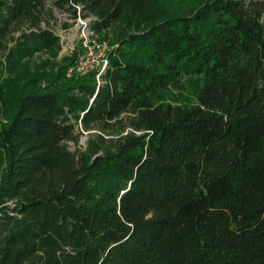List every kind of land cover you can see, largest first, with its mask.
I'll return each instance as SVG.
<instances>
[{
    "label": "trees",
    "instance_id": "1",
    "mask_svg": "<svg viewBox=\"0 0 264 264\" xmlns=\"http://www.w3.org/2000/svg\"><path fill=\"white\" fill-rule=\"evenodd\" d=\"M0 264H264V0H0Z\"/></svg>",
    "mask_w": 264,
    "mask_h": 264
},
{
    "label": "built area",
    "instance_id": "2",
    "mask_svg": "<svg viewBox=\"0 0 264 264\" xmlns=\"http://www.w3.org/2000/svg\"><path fill=\"white\" fill-rule=\"evenodd\" d=\"M77 21L82 26L80 35L82 53L75 64L70 67L68 75L74 73L83 75L98 70V76H100L109 65L108 41L98 37L96 31L89 26V19H83L79 16Z\"/></svg>",
    "mask_w": 264,
    "mask_h": 264
},
{
    "label": "rangeland",
    "instance_id": "3",
    "mask_svg": "<svg viewBox=\"0 0 264 264\" xmlns=\"http://www.w3.org/2000/svg\"><path fill=\"white\" fill-rule=\"evenodd\" d=\"M70 22H72V20H70ZM81 31H82V26L79 21L72 22L71 27L68 29H61V28L57 29L58 34L62 38V47H63L60 53V56H59L60 59L64 57L71 58L76 51L79 52V56L81 55L82 53V46L80 42ZM98 37L102 39L100 35H98ZM107 41L109 44L108 53H110V51L112 50V45L109 42V40ZM188 91H189L188 87L181 89V90L175 89L173 94H167L165 96L166 97L165 101L178 100L179 102L181 100L182 102V99H184L183 97L185 96V94H188ZM175 97L179 99H175ZM87 140H88V133L84 131V135L81 137V140H80V146L82 147L85 146L87 144ZM70 145H71V148L73 149L78 148V146L72 143Z\"/></svg>",
    "mask_w": 264,
    "mask_h": 264
}]
</instances>
